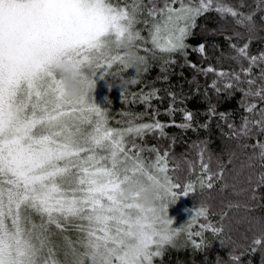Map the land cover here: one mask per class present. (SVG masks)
<instances>
[{
    "label": "snow or ice",
    "instance_id": "6c2138e0",
    "mask_svg": "<svg viewBox=\"0 0 264 264\" xmlns=\"http://www.w3.org/2000/svg\"><path fill=\"white\" fill-rule=\"evenodd\" d=\"M245 6L243 0L238 6L221 0H125L122 6L111 0H0V264H49L45 250L51 255L57 233L65 255L71 256L69 264H154L167 246H175L183 230L173 227L165 201L171 195L174 202V189L181 185L168 174L169 152L145 149L135 142L148 133L165 136L164 129L172 125L156 120L158 112L153 111L151 122L136 123L143 114H127V121L118 122L127 126L111 127L107 110L92 102L90 95L77 100L63 96L60 74L52 64L57 56L67 55L90 67L93 80H104L117 65L127 72L131 68L117 42L125 36L148 42L136 28L141 22L149 26L152 45L145 52L178 53L187 63L186 40L197 18L215 11L222 18L231 17L249 34L242 45L231 43L233 37L242 38L241 33L225 36L235 52L227 58L238 70L190 66L214 74L216 79L208 87L216 95L226 93L230 98L239 91L247 115L237 126L227 122L229 114L217 113L210 104L209 118L226 121L233 138L264 134V50L250 53L257 14L264 26V0H253L249 12L241 10ZM141 15L146 19L141 21ZM194 50L203 56L206 44ZM175 63L165 60L161 70ZM157 91L141 90L132 97L149 106L153 97L160 99ZM168 95L172 102L167 114H183L184 122L174 126L192 128L193 113L174 108L176 97ZM253 148L264 159V141ZM145 150L155 154L150 164L142 157ZM203 151L198 154V179L202 187L211 189L213 176L208 174ZM188 164L191 171L193 165ZM132 178L157 188L159 207L144 209L119 198L116 188ZM183 187L187 195L195 184L188 181ZM207 213L206 207L198 210L205 219ZM202 227L222 231L211 224ZM69 228L77 233L74 241L63 235ZM253 244L255 252L264 238H255Z\"/></svg>",
    "mask_w": 264,
    "mask_h": 264
},
{
    "label": "trees",
    "instance_id": "16d2710c",
    "mask_svg": "<svg viewBox=\"0 0 264 264\" xmlns=\"http://www.w3.org/2000/svg\"><path fill=\"white\" fill-rule=\"evenodd\" d=\"M111 2L122 6L125 0ZM221 2L238 6L241 0ZM243 3L246 6L241 10L249 12L253 0H243ZM139 19L143 21L146 16L141 15ZM255 19L257 29L252 34L254 39L250 43L251 54H259L264 50V31L261 30L264 26L261 25L260 14ZM196 23L193 34L186 40L189 45L186 49L187 63L185 57L178 53L168 56L159 51L145 52V48L152 47L148 36L149 26L143 22L137 24V30L148 41L134 42L139 45V49L136 47L137 51L146 58L137 78L138 82L126 88L115 87L124 78L133 76L132 69L124 72L117 65L104 80L96 79V89L90 94V99L98 107L107 110L109 124L114 128L127 126L126 123H118L127 121L130 118L127 114H143V118L137 119L136 123L151 122L153 111L158 112L156 120L172 125L164 129L165 136H160L158 132L148 133L143 140L135 141L145 149L155 147L161 153L169 152L168 174L181 185L174 189L175 200L194 213L191 218L187 215L185 219L177 216L173 222V212L170 211L169 219L172 220L173 227H179L183 231L175 240V246H167L163 256L155 258L154 264H264V245L259 246L255 252L252 251L257 247L253 240L264 238V159L260 157L259 149L253 148L254 144L264 141V134L233 138L229 134L227 122H234L239 126L241 117L247 115L240 106L242 94L234 91L230 98L226 93L216 95L208 87L216 79L214 74L205 75L190 66L195 64L199 69H206L210 65L217 70L237 69V64L227 58L235 55V52L230 49L225 36H232L234 32L241 33L242 38L233 37L231 43L242 45L248 40L249 34L244 28L237 26L231 17L222 18L215 11L198 17ZM201 43L206 44L203 56L194 50ZM168 59L175 60L176 63L164 65L166 71H162L161 67ZM165 76L167 79H164ZM153 89L158 90L156 96L160 99L153 97L149 106L139 102V97L133 100L132 93H139L141 90L147 93ZM170 92L176 97L174 108H186L193 113L192 128L174 126L184 121L180 111L172 116L167 114L172 102V97L168 95ZM210 104L215 106L217 113L229 114L228 121L221 120L218 116L209 118ZM205 123L209 125L207 129L200 126ZM130 144L131 138L129 146ZM201 149L204 150L203 161L209 166L208 174L213 176L214 186L211 189L202 187L198 179L201 175L198 155ZM142 157L146 164L155 160V154L147 150L142 152ZM188 162L193 165L191 171ZM188 181L194 182L195 189L184 195L183 185ZM169 201L173 203V197ZM204 207L208 209L207 219L198 215V210ZM206 224L222 231L214 233L211 229L202 227ZM196 232H201V235L196 236ZM58 235L61 236L57 233L55 238ZM63 235L74 241L77 233L69 228ZM55 247L60 248V259L65 258L66 251L60 245ZM233 257H239V260H234Z\"/></svg>",
    "mask_w": 264,
    "mask_h": 264
},
{
    "label": "clouds",
    "instance_id": "9594fccd",
    "mask_svg": "<svg viewBox=\"0 0 264 264\" xmlns=\"http://www.w3.org/2000/svg\"><path fill=\"white\" fill-rule=\"evenodd\" d=\"M118 47L122 49L126 63L133 70V76L124 78L120 84L115 85L118 89L135 85L137 78L142 72L143 59L134 46V41L121 38ZM55 72L60 74V88L65 98L77 100L89 96L96 89V80H93L91 68L82 66L67 55L57 56L52 64ZM107 84V82H105ZM116 194L123 201H134L144 209L160 206L159 192L154 186L145 184L139 178H132L116 188Z\"/></svg>",
    "mask_w": 264,
    "mask_h": 264
},
{
    "label": "rangeland",
    "instance_id": "374dc122",
    "mask_svg": "<svg viewBox=\"0 0 264 264\" xmlns=\"http://www.w3.org/2000/svg\"><path fill=\"white\" fill-rule=\"evenodd\" d=\"M134 46L137 47L136 44H134ZM113 48L115 49V45H113ZM120 51H122V49H120ZM157 175H160V174L157 173ZM169 198H172V196L169 195L167 197L165 203L168 205V209H167L168 217H169L170 211L173 212V216H174L173 222H174L175 218H177V216H182V218L185 219L186 215L190 218L194 215V213L192 211L188 210L187 208H184L183 205H181L179 201L175 200V202L170 203ZM176 203H178L179 206H177ZM64 236H67V235H64ZM67 237H69V236H67ZM69 239H71V238L69 237ZM53 241H54L55 246L60 245L61 249H64V251H66L62 236L58 235L57 238H55V236H54ZM59 250H60V248L53 247L51 255H48L47 250H45V256L48 257L49 264H52L53 261H59L60 264H64L62 261H66L67 263H65V264H69L71 257L65 256V258L60 259L61 258V252H59Z\"/></svg>",
    "mask_w": 264,
    "mask_h": 264
}]
</instances>
